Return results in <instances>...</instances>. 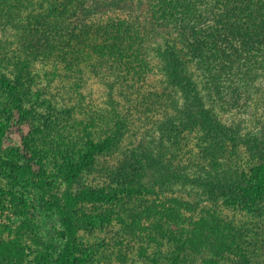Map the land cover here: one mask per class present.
<instances>
[{
    "label": "trees",
    "instance_id": "trees-1",
    "mask_svg": "<svg viewBox=\"0 0 264 264\" xmlns=\"http://www.w3.org/2000/svg\"><path fill=\"white\" fill-rule=\"evenodd\" d=\"M102 1L55 0L48 8L27 13L28 0H0V28L15 36L21 59L14 62V55L3 56L19 69L13 78L3 77L11 104L0 118V168L8 171L11 186L4 189L0 185V217L27 216L29 202L18 191V185L27 180L41 190L47 207L57 211L65 238L53 261L50 246L42 243L34 256L36 264H92L90 252L77 240L78 226L97 227L106 216L79 211V204L116 200L120 204V193L128 191L125 185L138 182L143 164L130 151L118 163L95 168L97 155L109 143L77 145L75 127L62 120L42 135L36 131L31 137L25 134L24 118L32 111L25 112L19 84L25 79L22 70L31 64L59 63L75 79L74 86L80 87L92 77L119 78L137 126L143 129L156 124L167 141L178 143L186 131L199 129L210 150L224 152L244 144L259 158L252 179L244 181L234 175L224 186L237 189L246 201L264 197V128L242 133L239 121L231 125L222 120L232 114L244 121L254 86L264 76V0H154L141 16L133 11L115 16L100 7ZM157 36L164 37L163 46L152 45ZM151 47L164 61L166 85L160 89L154 83ZM24 62L22 67L19 63ZM37 104L35 111L42 102ZM259 104L264 112V93ZM15 139L20 145H15ZM51 154L61 160L57 163L65 182L61 192L55 191V181L46 169L44 159ZM85 172L92 174L90 182L101 180L102 185L82 181ZM146 202L134 200L132 205L148 212ZM160 211L164 213L163 208ZM166 214L170 235L162 233L163 227H158L160 231L152 228V239L166 236L177 251L215 255L249 244L246 234L219 215L193 218L170 209ZM28 231L26 226L23 235ZM21 232L17 230L15 241L23 240ZM14 243L0 236V263L13 264L24 256L25 249Z\"/></svg>",
    "mask_w": 264,
    "mask_h": 264
},
{
    "label": "rangeland",
    "instance_id": "rangeland-1",
    "mask_svg": "<svg viewBox=\"0 0 264 264\" xmlns=\"http://www.w3.org/2000/svg\"><path fill=\"white\" fill-rule=\"evenodd\" d=\"M54 1L28 0L25 11L37 12L52 6ZM153 2L104 0L100 7L115 16H124L126 11L141 16ZM163 38L157 36L152 45L163 46ZM149 53L156 65L155 86L163 88L166 85L164 61L154 47L149 49ZM6 54L14 55V62L16 59L21 60L15 36L0 28V118L11 104L3 77L13 78L19 69L15 68L14 62L3 58ZM19 64L23 67L25 62ZM29 66L22 70L25 79L19 84L25 112L32 111L24 118L25 134L31 137L33 131H36L42 135L59 126L62 120L66 125L75 127V140L79 141L77 145L103 141L109 143V148L97 155L95 168L108 165L109 162L118 163L130 151L137 153L143 164L138 182L125 185L128 191L120 193V204L119 200L79 204V211L98 212L106 216L103 224L97 227L78 226L77 240L81 248L90 252L92 264H264V197L255 202L246 201L239 197L237 189L224 186L230 177L236 175L244 181L252 179L251 172L259 162L258 154L251 153L244 144L233 149L228 147L224 152L210 150L206 148L208 143L204 141L203 132L199 129L186 131L179 137L178 143H173L161 135L156 124L143 129L138 127L119 78L92 77L86 85L80 87L74 86L75 79L59 63ZM35 93L38 96L32 98ZM263 93L264 76L254 86L253 98L244 121L232 114L222 116V120L231 125L239 121L242 133L263 129L264 112L259 104V97ZM38 102L42 104L35 111ZM175 112V109L172 110V113ZM67 141L64 139V145L69 146ZM15 142V145H20L18 139ZM51 156L44 159L46 169L55 181V191L61 192L65 188L62 170L57 167L61 160L56 159L60 158L57 154ZM91 177L92 174L85 172L81 180L90 182ZM92 184L102 185L101 180ZM0 185L4 189L11 186L8 171L2 168ZM18 191L25 193L29 202L27 216L10 215L9 219L0 217V236L16 242L14 244L18 248L25 249L24 256L20 260L16 258L13 264H36L34 256L42 243L50 246L53 261L65 240L58 222V213L47 207L41 190L31 182L22 181ZM134 200H147L148 212H144L143 208H135L132 205ZM162 208L164 213L160 211ZM169 209L185 211L193 218L219 215L246 234V238H250L249 244L215 255L208 251L201 254L190 250L177 251L173 248L175 245L166 240V236L157 235V239H152V228L160 231L158 227H163L162 233L170 235L171 228L167 227L165 216ZM24 221L30 227L26 235H23L26 228ZM19 228L23 235L21 242L14 240ZM52 261L46 264H54Z\"/></svg>",
    "mask_w": 264,
    "mask_h": 264
}]
</instances>
